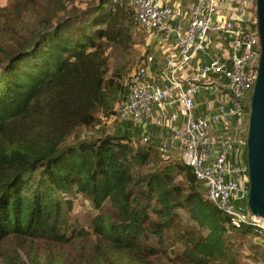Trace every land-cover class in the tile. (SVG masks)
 <instances>
[{
    "label": "trees",
    "instance_id": "1",
    "mask_svg": "<svg viewBox=\"0 0 264 264\" xmlns=\"http://www.w3.org/2000/svg\"><path fill=\"white\" fill-rule=\"evenodd\" d=\"M44 23L0 58L3 264H105L109 249L137 263L164 251L165 230L175 228L181 212L198 231L174 230L181 258L235 264L253 224L232 225L203 197L184 162L165 159L128 132L64 144L77 129L97 125L98 112L112 114L128 94L129 78L123 86L108 73L110 59L133 50L142 37L130 0H92ZM76 196L96 213L88 229L70 222ZM149 236L158 247L146 246ZM50 246L69 251L52 257L42 251Z\"/></svg>",
    "mask_w": 264,
    "mask_h": 264
},
{
    "label": "built area",
    "instance_id": "2",
    "mask_svg": "<svg viewBox=\"0 0 264 264\" xmlns=\"http://www.w3.org/2000/svg\"><path fill=\"white\" fill-rule=\"evenodd\" d=\"M130 3L142 42L149 33L161 30L175 45L177 56L166 62V85L157 88L146 82L153 58L143 54L130 74L126 98L107 122L130 121L135 127L154 122V126L165 128L166 123L171 126L182 118L184 122L174 129L173 139L177 141L178 156L202 187L204 198L229 217L232 225L250 222L254 233L264 236V224L246 204L248 107L244 100L255 82L260 55L255 0H195L189 20L173 25L170 19L176 11L159 0ZM212 41L216 45L210 61L197 67L187 79L179 80L176 69L205 53ZM210 84L216 86L223 99L213 112L195 116V95ZM169 104L178 105V110L168 114L165 108ZM154 109L161 112L159 116ZM150 139L145 136L141 143L149 144ZM171 145V138H163L158 146L165 159H169Z\"/></svg>",
    "mask_w": 264,
    "mask_h": 264
},
{
    "label": "rangeland",
    "instance_id": "3",
    "mask_svg": "<svg viewBox=\"0 0 264 264\" xmlns=\"http://www.w3.org/2000/svg\"><path fill=\"white\" fill-rule=\"evenodd\" d=\"M92 2V0H0V9L5 8L6 12L0 14V58L9 52L11 49L16 48L20 42L29 38L34 31L42 28L46 23L45 21L55 23L58 20L70 16L73 12H79ZM142 44V37L138 39L133 50L127 54H118V57L111 58L109 61L110 70L108 77L115 73L117 82L122 83L123 86L127 84L128 78L134 68L136 67L139 59L142 56L140 47ZM119 74V75H118ZM119 101H116L111 110H115ZM109 112H98L96 117L98 124L94 127H83L77 129L73 135L69 136L64 144L73 143L76 138L89 139L90 137L99 136L101 133L116 134L118 123L107 122ZM131 129L132 134H135ZM179 162H183L181 157L175 158ZM150 168L143 166L140 168L142 173L148 172ZM181 178H178L180 181ZM203 194V192H202ZM204 197V195H203ZM73 209L70 213V222L75 223L80 227L89 228L90 221L96 214L92 207H90L87 200L80 196L73 198ZM107 212L112 216V210L106 207ZM156 220V217L153 216ZM172 227L165 230L167 242L164 245V251L157 253L155 256L141 258L137 263L129 260L123 254H116L107 250L108 261L105 264H188L186 260L181 258L182 247L179 243L174 241V230L181 229L183 231L195 232L198 231L192 226L186 214L181 212L179 216L172 222ZM188 226H182L187 225ZM179 225V226H178ZM181 226V227H180ZM178 228V229H177ZM240 242L238 239L235 243ZM244 245L238 251L235 259V264H264V237L252 233L250 239L244 241ZM3 247L5 244L2 245ZM148 247H158L156 239L149 236L146 241ZM249 246L257 247L250 249ZM161 250V248H159ZM45 254H51L52 257L61 256L68 252V249H58L54 247H46L42 250ZM255 253H259L255 255ZM4 263V258L0 257V264ZM216 264V263H210ZM219 264V263H217Z\"/></svg>",
    "mask_w": 264,
    "mask_h": 264
},
{
    "label": "crops",
    "instance_id": "4",
    "mask_svg": "<svg viewBox=\"0 0 264 264\" xmlns=\"http://www.w3.org/2000/svg\"><path fill=\"white\" fill-rule=\"evenodd\" d=\"M159 1L166 7L173 8L176 11L175 15L170 19V23L173 25L180 22H187L189 20L192 5L195 0ZM215 45L216 43L212 41L208 45L205 53L193 58L185 66L178 67L175 71L176 77L179 80H185L194 72L197 67L207 64L211 59V55H213L215 51ZM140 51L142 52V55H151L153 58L152 63L147 68L146 82L157 88L164 87L166 85L163 76L165 72V64L169 59H173L177 56L176 47L170 40V37L161 30L151 32L146 36V40L142 42ZM222 99L223 97L215 85L210 84L206 88H200L194 98V115L202 116L206 113L213 112ZM154 110L155 114L159 116L161 112L156 109ZM177 110L178 105L174 106L173 104H169L165 108V112L168 114ZM183 122L184 121L182 118H178V120L171 126L166 123L167 127L162 128L154 126V122L151 124H146L142 127H135L130 121H127L122 124H118L119 126L117 127V132L119 134L128 132L132 136V140L139 141H141V139H143L145 136H150L151 139L149 145L157 148H159L158 146L163 138H171L172 145L168 158L175 159L178 156V145L177 141L173 139L174 129L181 127ZM131 129H134L132 131L135 134H132ZM218 129L219 128L217 127L216 130Z\"/></svg>",
    "mask_w": 264,
    "mask_h": 264
},
{
    "label": "water",
    "instance_id": "5",
    "mask_svg": "<svg viewBox=\"0 0 264 264\" xmlns=\"http://www.w3.org/2000/svg\"><path fill=\"white\" fill-rule=\"evenodd\" d=\"M260 43L257 76L244 100L248 107L245 135V163L248 178L247 208L264 224V0H255Z\"/></svg>",
    "mask_w": 264,
    "mask_h": 264
}]
</instances>
